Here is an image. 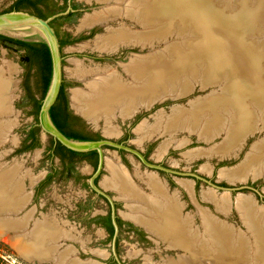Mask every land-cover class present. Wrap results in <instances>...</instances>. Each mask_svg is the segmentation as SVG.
Here are the masks:
<instances>
[{
	"label": "rangeland",
	"instance_id": "1",
	"mask_svg": "<svg viewBox=\"0 0 264 264\" xmlns=\"http://www.w3.org/2000/svg\"><path fill=\"white\" fill-rule=\"evenodd\" d=\"M14 1L0 0V14L11 11L10 7ZM45 2L48 5L45 9L51 12L49 17H53L54 26L59 30L60 36L63 40L69 41L61 44V50L65 88L70 108L74 112L80 113L73 106L72 97L75 91L80 89L90 91L89 82L112 76L114 72L124 84L135 85L136 79L127 70L128 64L133 58L151 56L164 47L163 43L157 42L154 45L146 44L144 47L122 44L117 50L116 48L99 50L95 43L102 35L108 34L110 28L124 25L139 31L142 27L123 15L104 23L80 28L86 16L116 3L98 0H45ZM124 3L125 6H123ZM121 4L122 7H126L128 2L123 1ZM24 55V48L0 40V65L8 67L11 64L12 79L15 81L12 91V109L8 114L0 117V129L5 130L0 138V180L4 175L14 173L10 178H13L15 185L20 187V189L17 187L21 191H19L20 197L26 196L27 201L31 197L30 191L33 190V199L29 206L37 205L36 217L39 218H35L33 225L29 226L36 207L31 208L23 218L12 216L11 212H17V209L19 210L27 201L25 204L22 202L20 206L11 208L10 212L0 213V220L10 221L9 224L14 226L9 228L10 225H8L6 234L0 235V264H39L26 261L38 259L30 257L26 246L31 231L33 233L38 227L36 224L40 222L43 225L49 223L48 228H51L50 225L54 223L58 229H55L54 224L53 229L62 233L61 238L52 240L56 245L55 256L52 257L53 264H56L57 257L68 252L65 264H77L78 261H80L78 264H161L166 259L177 260L187 255V251L170 247L167 242L150 233L145 227L125 217L130 213L127 205L129 203L120 197L119 192L105 187L111 177L108 169L109 161L122 167L124 171L128 170L134 185H137L138 191L140 190L139 193L144 194V190L150 192L146 180L151 175L158 176L167 184L171 182L170 195H176L183 206L184 213L191 214L200 228L203 223L202 210L205 208L237 230L247 231L251 236L245 224L243 211L238 207V201L241 198V200L253 198L256 206L264 209V173L256 176L253 172L248 174L246 179H242V176L229 175L227 170L244 163L254 145L264 138L262 129L257 130V128L249 133L238 148L224 154L216 152L211 155L206 154V149L220 145L225 139L224 134L213 141H208L199 133L188 129L174 134L167 132L150 137L145 136V132L141 130L143 126L157 125L161 119L165 123L170 114L172 115L178 109H189L193 102L219 89L218 85L204 88L197 82L190 93L169 94L168 92L166 97L155 101L151 107H142L128 117H122L117 111L116 118L109 124L111 127L107 125L103 117L97 122L89 119L87 121L81 117V123L86 130L101 136L96 140L107 139L116 144L104 145L105 164L95 173L86 161L65 164L58 156L52 155L50 151L52 136L41 127L39 114L34 113V105L27 95L25 82L28 64L24 60ZM81 69L85 74L81 73ZM29 79L34 86L35 69L31 71ZM37 96L40 97V94ZM36 126L39 127L38 141L34 146L27 148L31 144V140L28 139L29 132ZM114 128L118 129L111 130ZM167 141H170L169 148L162 154L160 151H163V145ZM181 142L185 143L178 146ZM116 146L124 147V149L121 150ZM50 174L52 178L48 181ZM35 180H38L36 184H32ZM5 190L7 189L4 186L3 193L7 195V198H15L13 193H6ZM211 191L214 194L217 193V199L220 198L219 203L205 198V195ZM104 194L111 203L107 201ZM146 195H153V191ZM226 196L230 197L228 203L230 208L227 212L225 209L222 211L223 208L220 207L225 204ZM110 208L114 215L118 214L121 219L119 222L116 221L118 228L115 227L113 236L105 227V217ZM63 239H75L83 245L87 244L85 247L87 251L84 252V246L81 243L74 242L76 247L73 244L67 247V244L73 242L63 241L62 247H67L65 253V250H60ZM76 248L79 249L80 256L88 260L80 259ZM40 260L47 261V259ZM222 261L223 264H230V261Z\"/></svg>",
	"mask_w": 264,
	"mask_h": 264
},
{
	"label": "bare ground",
	"instance_id": "2",
	"mask_svg": "<svg viewBox=\"0 0 264 264\" xmlns=\"http://www.w3.org/2000/svg\"><path fill=\"white\" fill-rule=\"evenodd\" d=\"M98 1L116 5L86 16L80 28L125 15L142 29L137 31L124 25L110 28L108 34L96 41L97 49L117 50L122 44L144 47L157 42L163 43L164 47L151 56L133 58L128 64L127 70L136 79L135 85L124 84L114 72L112 76L89 82L90 91L73 92V106L82 115L94 122L103 117L110 126L117 111L122 117H128L142 107H151L168 92L190 93L199 82L204 88L210 85L220 88L193 102L189 109L178 107L165 123L161 119L153 127L143 126L141 130L145 136L174 134L188 129L213 141L224 134L225 139L220 145L206 149V154L211 155L238 148L257 128L264 131V0ZM123 1L128 2L126 7L121 6ZM13 20H3L0 27L12 25ZM12 73L11 64L8 67L0 65V117L12 109L15 84ZM111 130L116 131L115 128ZM3 132L5 130L0 129V138ZM169 145L170 141H167L160 152L163 154ZM108 169L111 177L104 183L105 187L116 190L129 203L130 213L125 217L142 225L170 247L187 251L184 257L169 258L161 264H223L222 260L230 261V264H264V209L257 207L252 197L238 201L251 236L202 207L200 228L191 214L184 213L176 195L167 193V187L158 176L151 175L146 180L153 191L150 196L144 191V194L139 193L128 170L124 171L111 161ZM253 172L256 176L264 173V138L254 145L243 164L227 170L229 175L242 176V179ZM12 175L14 173L6 174L0 180V213L10 212L11 208L28 200L26 196L20 197V187L10 178ZM4 186L5 192L13 193L15 198H7L3 193ZM216 194L211 191L205 198L219 203ZM229 202L230 197L226 196L225 204L220 206L222 211L229 210ZM9 222L0 220V235L4 236L12 226ZM53 224L48 228L49 223L43 225L40 222L36 224V230L31 231L26 246L30 257L40 260L55 256L56 245L52 240L61 238L62 233L54 230ZM68 253L57 254L56 264H65Z\"/></svg>",
	"mask_w": 264,
	"mask_h": 264
},
{
	"label": "trees",
	"instance_id": "3",
	"mask_svg": "<svg viewBox=\"0 0 264 264\" xmlns=\"http://www.w3.org/2000/svg\"><path fill=\"white\" fill-rule=\"evenodd\" d=\"M41 4L45 7L48 6L45 0H15L10 7V10L32 9V12L38 16L48 18L51 12L46 11L45 8L41 7ZM0 40L18 45L19 47L25 49L24 60L28 64L25 87L27 95L34 105V113L38 115L53 77V58L49 45L43 41H27L13 38L1 33ZM61 42L62 44H66L69 41L62 39ZM33 69H35L36 75V82L34 86L30 83L29 79ZM37 94H40V97H38ZM50 112L56 126L68 137L80 140H96L101 138V136L86 130L85 126L81 123L82 118L79 115L73 114L69 109L65 83H63L61 93L57 101L51 107ZM38 131L39 127L37 126L30 130L28 139L31 140V144L27 148L34 146L38 141ZM50 151L52 155L60 156L65 164L67 161L73 163L75 158L81 159L86 157L89 158L96 166L98 164L97 150L88 152L75 151L53 138L51 140ZM51 178L52 175L50 174L48 176V181ZM105 219V224L110 234L113 236L116 228L112 222V218L109 216L105 217Z\"/></svg>",
	"mask_w": 264,
	"mask_h": 264
},
{
	"label": "water",
	"instance_id": "4",
	"mask_svg": "<svg viewBox=\"0 0 264 264\" xmlns=\"http://www.w3.org/2000/svg\"><path fill=\"white\" fill-rule=\"evenodd\" d=\"M5 19H14V20H13V24L10 26L0 27L1 34L7 35L13 38H17V39L27 40V41H43V42H46L50 47L52 58H53V77H52L50 87L43 100L42 107L39 112V123L41 127L44 129L46 133L50 134L53 139L60 141L65 146L75 151L87 152L91 150H99L101 153V161H100V167H99V170H100L104 166L105 160H106L104 145L114 146L116 144L107 139L105 140L104 139L102 140H80V139L68 137L56 126L51 116V112H50L51 107L56 102L61 92L63 83L65 81L61 43L56 33V29L52 24L53 17L43 18L38 15L32 14L26 10H11V11H7V12L0 14V22H2ZM74 113L84 118L85 120L89 121L88 118L85 117L84 115L76 111ZM37 181L38 180H36L34 183L32 182V184H36ZM32 193H33V190L30 191L31 197L24 206H21L19 210L17 209V212L16 211L11 212L14 218L15 217L23 218L27 215V212L31 210V208L36 207V211L34 212L33 218L31 220H30L31 217L29 218L30 220L29 226L33 225L35 218H39V217H36V213L38 212L37 205L29 206L30 202L33 199ZM25 209L27 210L23 212ZM115 225L116 227L118 226L116 222H115ZM63 241L73 242V243L67 244V247L72 244L75 246L74 242L81 243L75 239H63L60 244V250H65L67 248V247L65 248L62 247L63 246L62 244L64 243ZM81 245L84 246L83 250L84 252H86L87 249H85V247L87 244L83 245L81 243ZM76 250H77V255L80 259L88 260L80 256L78 248H76ZM26 261L32 262V263H39V264H44V263L53 264L54 263V260L52 259H47V261H44V262H41L38 259L34 261H29V260H26Z\"/></svg>",
	"mask_w": 264,
	"mask_h": 264
},
{
	"label": "flooded vegetation",
	"instance_id": "5",
	"mask_svg": "<svg viewBox=\"0 0 264 264\" xmlns=\"http://www.w3.org/2000/svg\"><path fill=\"white\" fill-rule=\"evenodd\" d=\"M41 7H43V8H45V6L43 5V4H41ZM23 10H26V11H28V12H30V13H32V14H35V13H33L32 12V9H23ZM35 15H37V14H35ZM52 24H53V26H54V23H53V20H52ZM55 27V26H54ZM55 29H56V33H57V35H58V38H59V40H60V43L62 44V37L60 36V32H59V30L55 27ZM61 93V92H60ZM60 95V94H59ZM59 97V96H58ZM58 99V98H57ZM57 101V100H56ZM68 101H69V99H68ZM69 109L71 110V108H70V104H69ZM72 111V110H71ZM72 113L73 114H75L73 111H72ZM77 115V114H76ZM108 146H111V145H108ZM116 147H118L119 149H121V150H123L124 149V147H119V146H116ZM92 151V150H91ZM88 152V151H87ZM97 153H98V164H97V166L89 159V158H75V160L73 161V162H77V161H86L87 163H88V165H89V167H90V169H92L95 173H97V171L99 170V167H100V161H101V153H100V151L99 150H97ZM59 158H60V160H62L61 159V157L60 156H58ZM125 161V160H124ZM69 164L70 162L69 161H67L66 162V164ZM164 182V181H163ZM164 184L166 185V187H167V193H172L171 192V188H170V186H171V182H168V184L167 183H165L164 182ZM101 186V185H100ZM103 188V187H102ZM147 188L150 190V192H151V189L147 186ZM105 190H107V189H105ZM110 190H113V189H110ZM142 190H144V189H142ZM114 191V190H113ZM146 193H150V192H148V191H146V190H144ZM115 192H117L116 190H115ZM101 193H105V192H101ZM104 196L106 197V199H107V201H109L110 202V200H109V198L107 197V195L106 194H104ZM111 203V202H110ZM109 216H111V218H112V222H113V224H114V226L116 227V225H115V222L117 221V222H119V220H121L120 218H119V215L117 214V216H115L114 215V213H113V210H112V208H110V211H109V213H108V215H107V217H109ZM105 227L107 228V226H106V224H105ZM107 231L109 232V230H108V228H107ZM110 233V232H109Z\"/></svg>",
	"mask_w": 264,
	"mask_h": 264
}]
</instances>
